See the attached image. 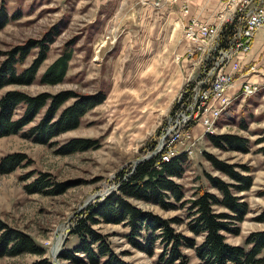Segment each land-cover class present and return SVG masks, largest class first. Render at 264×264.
Segmentation results:
<instances>
[{
  "label": "rangeland",
  "instance_id": "1",
  "mask_svg": "<svg viewBox=\"0 0 264 264\" xmlns=\"http://www.w3.org/2000/svg\"><path fill=\"white\" fill-rule=\"evenodd\" d=\"M159 1L156 6V0H0V8H5L9 18L0 29V64L6 52L15 46L25 45L30 39H43L54 25L59 28L35 80L29 84H6L0 94L7 89H22L30 94L61 89L82 94L105 92V98L85 112L78 126L46 143L22 132L0 136V160L11 152H20L25 157L13 170L0 172V218L26 231L44 246L46 252L42 256L48 257L52 264H90L82 252L75 253L83 262L59 256L63 248H72L79 242L70 230L74 220L90 204L117 191L121 174L129 172L138 159L155 153L168 118L179 109V99L197 53L186 56L183 37L186 22L180 19L179 4ZM67 46L73 49V54L63 81L40 82V74ZM38 50L32 48L19 68L28 66ZM196 70L189 77L193 84ZM261 93L235 97L217 120L216 133L237 132L247 136L248 151L221 149L204 133L203 123L190 122L185 143L194 139L196 146L186 155L185 171L176 177L183 185V198L189 199L200 186L216 191L207 183L206 171L225 176L212 166L206 152L255 167L251 187L238 192L248 202L249 211L240 221L239 234H226L231 243H243L251 231L264 228V221L254 218L264 208V193H258L264 190V153L259 151L264 140L253 142L263 126L248 120L258 102L264 103ZM73 99L69 98L62 106ZM21 110L18 105L13 116L17 117ZM42 113L24 128L35 124ZM244 114L247 128L239 126ZM72 137H90L96 144L86 149L60 150ZM41 172L53 183L62 182L65 189L58 193L27 191L26 184ZM130 200L163 216L183 217L184 221L174 224L175 227L193 235L186 226L185 206L164 209L141 199ZM92 226L106 235L112 249L129 264H154L159 246L153 255H148L127 241L124 234L127 227L121 223L99 220ZM200 238L197 236V240ZM183 251L191 264H201L192 248L183 247ZM39 257L29 252L3 255L0 264H28Z\"/></svg>",
  "mask_w": 264,
  "mask_h": 264
},
{
  "label": "trees",
  "instance_id": "2",
  "mask_svg": "<svg viewBox=\"0 0 264 264\" xmlns=\"http://www.w3.org/2000/svg\"><path fill=\"white\" fill-rule=\"evenodd\" d=\"M18 17V15H14ZM7 11L0 8V29L8 22ZM227 25V31L232 30ZM59 32L54 25L43 39H30L25 45L15 46L6 52V58L0 64V89L9 83L29 84L36 78L42 62L47 58L49 44ZM71 45V44H69ZM38 47L36 58L26 67L19 68L25 62L32 48ZM73 49L64 48L40 74L39 81L55 84L63 81L69 68ZM74 99L64 105L69 98ZM105 92L79 93L72 89L56 92L42 91L30 94L22 89H7L0 94V136L22 132L37 142L46 143L52 137L78 126L87 110L101 102ZM20 105L21 113L14 117L15 108ZM43 111L35 124L26 125ZM246 114L239 121L242 128L248 127ZM211 142L221 149L249 150L250 139L237 132L207 133ZM264 140V129L253 142ZM90 137H72L60 150L72 151L86 149L96 144ZM264 153V145L259 147ZM212 166L222 174L205 172L207 183L216 191L207 187H197L195 194L184 199L183 185L176 180L185 171V153L162 160L159 154L144 157L135 162L129 172L121 174L117 191L111 192L101 200L90 204L78 215L71 227L79 242L72 248H63L59 254L75 262H83L75 252H82L90 264H129L110 246L106 235L92 225L99 220L121 223L127 227L124 233L127 241L135 248L153 255L160 247L154 264H191L183 247L192 248L201 264H260L264 263V228L251 231L243 243H231L226 234H239L240 221L249 211V204L242 199L239 191L252 185V173L255 167L251 163L229 162L211 152L205 153ZM24 154L11 152L0 160V172L13 170L24 159ZM41 172L38 177L26 184L29 192L43 191L58 193L65 189L62 182H52ZM258 193L263 194L264 190ZM130 198L154 203L164 209L185 206L184 217L187 229L193 235L178 230L174 224L184 221L180 216H163L155 211L142 208ZM223 208V209H219ZM264 221V208L254 216ZM197 236H201L197 240ZM24 252L39 254L40 257L28 264H52L42 256L46 249L37 243L24 230L10 226L0 218V256L16 255Z\"/></svg>",
  "mask_w": 264,
  "mask_h": 264
},
{
  "label": "built area",
  "instance_id": "3",
  "mask_svg": "<svg viewBox=\"0 0 264 264\" xmlns=\"http://www.w3.org/2000/svg\"><path fill=\"white\" fill-rule=\"evenodd\" d=\"M165 1L170 5L179 4L181 16L186 22L183 26L186 56L197 53L188 76L199 68L194 84L187 78L179 99V109L168 118L166 131L155 151L162 160H169L181 151L191 154L195 148L194 139L185 143L189 139L185 138V133L191 129V123L201 122L206 126L204 132L214 133L222 111L233 104L235 97L245 98L264 87V82L251 81L246 77L237 92L229 93L251 49L255 33L264 24V0H222L223 9L211 22L188 16L190 0ZM155 5L159 6L160 1L156 0ZM185 16L188 17L184 19ZM229 24L233 27L228 32ZM249 69L254 70L255 66Z\"/></svg>",
  "mask_w": 264,
  "mask_h": 264
},
{
  "label": "crops",
  "instance_id": "4",
  "mask_svg": "<svg viewBox=\"0 0 264 264\" xmlns=\"http://www.w3.org/2000/svg\"><path fill=\"white\" fill-rule=\"evenodd\" d=\"M222 0H190L189 6V17H197L199 19L207 21H215L219 12L222 11ZM179 6H177L178 8ZM180 15V12H177ZM181 16V15H180ZM188 16H185L187 18ZM182 19V16L181 18ZM254 65L255 69H249L250 66ZM241 70L237 72L234 84L229 88V93L237 92L241 82L249 77L251 81L264 82V24L255 33L252 40V45L249 53L245 56ZM264 89H260L258 93H261L264 98ZM260 96V98H261ZM248 117L249 122L257 121L259 125H262L264 129V103L258 102L254 107L253 111H250ZM262 129H259L262 132ZM255 129V133H256ZM261 134V133H260ZM261 171V170H260ZM264 172V170H262Z\"/></svg>",
  "mask_w": 264,
  "mask_h": 264
},
{
  "label": "water",
  "instance_id": "5",
  "mask_svg": "<svg viewBox=\"0 0 264 264\" xmlns=\"http://www.w3.org/2000/svg\"><path fill=\"white\" fill-rule=\"evenodd\" d=\"M142 158H144V157H142ZM142 158H140V159H142ZM140 159H138V161H139Z\"/></svg>",
  "mask_w": 264,
  "mask_h": 264
},
{
  "label": "bare ground",
  "instance_id": "6",
  "mask_svg": "<svg viewBox=\"0 0 264 264\" xmlns=\"http://www.w3.org/2000/svg\"><path fill=\"white\" fill-rule=\"evenodd\" d=\"M101 45V44H100ZM103 45V44H102ZM105 46V45H104ZM101 48V47H100ZM97 57V56H96Z\"/></svg>",
  "mask_w": 264,
  "mask_h": 264
}]
</instances>
